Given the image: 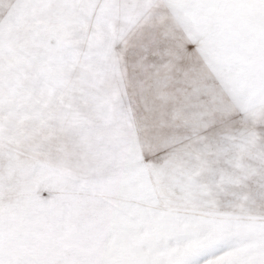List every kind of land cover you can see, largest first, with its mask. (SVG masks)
Instances as JSON below:
<instances>
[{
	"label": "snow or ice",
	"instance_id": "obj_1",
	"mask_svg": "<svg viewBox=\"0 0 264 264\" xmlns=\"http://www.w3.org/2000/svg\"><path fill=\"white\" fill-rule=\"evenodd\" d=\"M0 264H264V0H0Z\"/></svg>",
	"mask_w": 264,
	"mask_h": 264
}]
</instances>
